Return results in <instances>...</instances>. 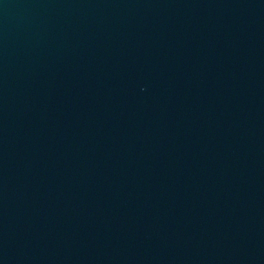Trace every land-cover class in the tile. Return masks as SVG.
I'll return each instance as SVG.
<instances>
[{"label":"water","instance_id":"obj_1","mask_svg":"<svg viewBox=\"0 0 264 264\" xmlns=\"http://www.w3.org/2000/svg\"><path fill=\"white\" fill-rule=\"evenodd\" d=\"M0 264H264V0H0Z\"/></svg>","mask_w":264,"mask_h":264}]
</instances>
